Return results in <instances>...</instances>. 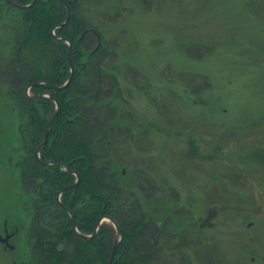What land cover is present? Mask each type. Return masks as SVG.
<instances>
[{"label":"rangeland","instance_id":"rangeland-1","mask_svg":"<svg viewBox=\"0 0 264 264\" xmlns=\"http://www.w3.org/2000/svg\"><path fill=\"white\" fill-rule=\"evenodd\" d=\"M83 4L117 50L112 61L133 113L123 164L166 184L164 193L144 189L158 238L172 230L163 264H264V0ZM7 52L0 36V57ZM2 74L0 235L17 236L13 251L0 243V264H35L21 117Z\"/></svg>","mask_w":264,"mask_h":264},{"label":"trees","instance_id":"trees-1","mask_svg":"<svg viewBox=\"0 0 264 264\" xmlns=\"http://www.w3.org/2000/svg\"><path fill=\"white\" fill-rule=\"evenodd\" d=\"M13 1L20 7L0 1V36L8 51L0 57V72L6 88L2 91L10 94L21 117L24 154L19 165L35 209L31 230L35 264H107L116 239L114 227L104 223L92 239L76 232L94 235L105 217L117 221L123 234L112 264H163L162 251H173L166 245L173 241L172 230L158 238L152 227L154 207L144 189L164 193L160 187L165 183L123 164L122 148L129 144L133 113H127L112 61L117 50L88 20L91 7L83 0H65L72 14L62 28L58 26L68 14L63 0H37L29 8L23 7L34 0ZM71 64V84L57 90L71 77ZM30 85H35L31 97L49 94L53 99H32L26 91ZM109 89L112 94L105 97ZM55 102L60 112L41 151V160L54 165L44 166L35 152L56 113ZM75 174L80 183L70 189L77 182ZM167 212L171 214L170 207Z\"/></svg>","mask_w":264,"mask_h":264},{"label":"water","instance_id":"water-1","mask_svg":"<svg viewBox=\"0 0 264 264\" xmlns=\"http://www.w3.org/2000/svg\"><path fill=\"white\" fill-rule=\"evenodd\" d=\"M0 1H6V2L10 3V4L13 5V6L20 7V6H19L17 3H15V1H13V0H0ZM36 1H37V0H34V2H33L31 5H29V6H25V7H23V8H29V7H32V6L36 3ZM63 1H64L65 5H66V8H67V12H68V14H67L66 22L63 23L62 25L58 26L59 28H62V27L66 26V25L69 23V21H70V19H71V14H72V13H71L70 6L65 2V0H63ZM58 27H57V28H58ZM54 31H55V30H54ZM85 35H86V34H84L83 37H84ZM60 39H63V38H60ZM63 40H64V39H63ZM67 43L70 45V47H71V51H72V45H71V43H70V42H67ZM73 76H74V66H73V64H71V77L69 78V80H68L63 86H61V87H57L56 89H57V90H62V89L67 88V87L71 84V82H72V80H73ZM40 84H42V83H37L36 85H40ZM34 86H35V85H30V86L27 88V90H26V91H27V95H28L29 97H31V95L29 94V92L31 91V89H32ZM42 97H48V98L53 99V97H52L51 95H49V94H47V95H39V96H36V97H31V98L37 100V99L42 98ZM56 106H57L56 113H55V115L53 116V118L51 119V121H50V123H49V126H48L47 131H46V134H45L44 142L41 144L40 147H38V149H37L36 152H35V156H36V158L38 159L39 163L42 164V165H44V166H51V165H54V163H52V162H43V161L41 160V151H42V150L44 149V147L47 145L48 140H49V132H50V129L52 128V126H53L55 120L57 119V117H58V115H59V112H60V104H59L58 102H56ZM75 175L77 176V182H76L75 185L71 186L70 189H72V188H76V187L79 185V183H80V176H79L78 174H75ZM62 193H63V191L60 193V195H59L60 197H61ZM69 214L71 215L72 219L74 220V217L72 216V213L69 212ZM104 222L111 223V224L114 226V228H115V230H116V233H117V236H116V239H115V243H114V246H113V250H112L111 257H110V259H109V262L107 263V264H112L113 261H114V259H115L116 251H117V249H118V247H119V245H120V243H121V241H122V233H121V230H120V227H119V224L117 223V221H115L114 219H111V218H109V217H105V218H103V219L100 221L99 225L97 226L94 235H92V236L82 235V234H80L77 230H76V232L78 233V235H80V237H83V238H85V239H92V238H94V237L96 236L98 230L100 229V227L103 225Z\"/></svg>","mask_w":264,"mask_h":264},{"label":"flooded vegetation","instance_id":"flooded-vegetation-1","mask_svg":"<svg viewBox=\"0 0 264 264\" xmlns=\"http://www.w3.org/2000/svg\"><path fill=\"white\" fill-rule=\"evenodd\" d=\"M16 236H17L16 230L10 231V230H7L6 228L4 229L3 234L0 235V243L4 246L5 250L13 251L15 249L14 240H15ZM116 236H117V234H116ZM122 240H123V234H122Z\"/></svg>","mask_w":264,"mask_h":264}]
</instances>
